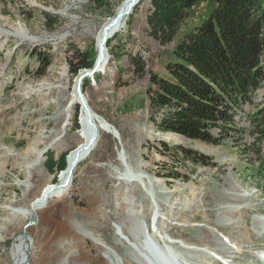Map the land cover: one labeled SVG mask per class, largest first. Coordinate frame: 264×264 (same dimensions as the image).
<instances>
[{
    "label": "rangeland",
    "instance_id": "374dc122",
    "mask_svg": "<svg viewBox=\"0 0 264 264\" xmlns=\"http://www.w3.org/2000/svg\"><path fill=\"white\" fill-rule=\"evenodd\" d=\"M120 1L0 0V264H13L18 228L32 223L30 235L23 231L32 248L25 264H148L146 248L157 254L168 248L182 264L256 262L264 248V135L250 116L264 109V86L245 107L239 121L245 129L221 144L161 132L151 120L150 73L168 75L177 44L209 16L214 0L198 1L167 44L149 35L151 3L141 0L109 38L104 71L87 77L86 88L82 83L91 111L118 129L122 144L102 131L74 167L69 190L27 217L30 203L60 178L59 170L47 169L48 156L68 155L81 140L76 101L79 126L74 105L71 128L34 158L54 126L59 78L68 76L71 93L76 76L69 61L76 50L94 48L97 56L95 34ZM46 14L59 20L52 29ZM132 57L144 61V73ZM182 149L201 158H186Z\"/></svg>",
    "mask_w": 264,
    "mask_h": 264
},
{
    "label": "trees",
    "instance_id": "16d2710c",
    "mask_svg": "<svg viewBox=\"0 0 264 264\" xmlns=\"http://www.w3.org/2000/svg\"><path fill=\"white\" fill-rule=\"evenodd\" d=\"M198 1L150 0L149 35L162 44L171 42ZM214 1L209 16L177 44L176 59L166 65L168 75L150 73L154 87L149 90V98L151 120L159 131L221 144L226 137L235 136L234 132L239 135L245 129L239 125L245 107L264 86V0ZM46 18L50 29L59 23L50 15L46 14ZM74 54L76 61L69 63L75 77L81 70L91 68L96 56L94 48L76 50ZM132 60L137 71L144 73V61L138 63L137 57ZM89 79L85 78L84 88ZM79 108L75 105L77 127ZM260 113L264 114V109L253 113L250 121L262 126L264 132ZM213 129L218 130V135ZM182 150L186 158H201L193 149ZM66 164L65 154L57 159L51 154L46 159L51 172L62 171Z\"/></svg>",
    "mask_w": 264,
    "mask_h": 264
},
{
    "label": "bare ground",
    "instance_id": "6f19581e",
    "mask_svg": "<svg viewBox=\"0 0 264 264\" xmlns=\"http://www.w3.org/2000/svg\"><path fill=\"white\" fill-rule=\"evenodd\" d=\"M140 1L141 0H121L118 6L116 7L114 13L103 22V24L101 25V27L97 30V33L95 34L98 53L96 56V60L94 61V65L91 68H86L84 70H81L78 73V75L75 77V82H74L75 88L72 90L71 93L68 92L66 89V86L68 83V76L63 75L61 76V78H59V82H58L59 83L58 84L59 100L57 102V109L55 111V114L51 117V121L54 122V126L51 132L46 136L43 146L38 147L37 150L35 151L34 158H38L40 154L45 150V148H49V147L51 148L54 145H56L60 136L64 135L67 132V130L71 128V126L73 125V122H72L73 113L72 112H73L74 105L77 103L76 99L78 98L77 90H76L77 80L79 78H82V83H83L85 78L92 76L94 73H90V71L91 69H93V67L96 64H99L98 66V70L100 69L99 72L104 71V69L106 68V65L108 64L110 60L109 58L110 53H109V50H107L106 48L105 49L103 48V42L105 41V47H106L107 41L109 40V38L112 37L120 29H122L125 25H127V20L129 16L133 13L135 7L140 3ZM69 93L70 95L68 96ZM87 102H88V99H87ZM94 121L97 122V125H98L97 130L93 129L92 126H90L86 113L84 112V110L82 111L80 129L83 128V130L79 131L81 140L78 142V144L74 148H72L69 151L67 155L66 167L62 171L59 172L61 173L59 180L56 182L49 181V184L46 186L44 192H42L41 195L37 199H35L34 201L30 203V210L27 214L28 218L34 217L36 211L42 208V206H40L41 202L45 200L49 201L51 197L60 196L58 195L59 193L64 191L63 194H65L69 190L70 185L68 184V181L71 176V173H73V171L71 170L72 169L74 170L81 161L89 157L90 153L96 148L97 142L100 139L102 131H105V132H108L114 135L117 138V140L120 141L122 144L120 132L115 126L112 125V123L105 120L104 118H101L99 114H96L94 116ZM88 152L90 153L88 154ZM124 157L126 161H128L126 151H125ZM235 195L238 197L241 196L240 193L238 194L234 193V196ZM231 199H233V197H231ZM33 225L34 224L32 223L28 228H26V230H24V226H22L21 228H18V230L20 231V235L17 236V239L14 242L16 245L10 247V250H9L11 255L14 256L13 261H12L13 264H25L26 260L29 259V256L31 259V255H32L31 249L32 248L29 247L28 245L29 243L26 240V237L24 236L23 231H26L30 235L31 230L34 227ZM87 237H90V236L88 235ZM90 238L93 240L95 244L99 245L97 239L93 237H90ZM194 248H197V247H194ZM228 256L230 255L228 254L227 257Z\"/></svg>",
    "mask_w": 264,
    "mask_h": 264
},
{
    "label": "water",
    "instance_id": "95a60500",
    "mask_svg": "<svg viewBox=\"0 0 264 264\" xmlns=\"http://www.w3.org/2000/svg\"><path fill=\"white\" fill-rule=\"evenodd\" d=\"M103 48L105 49V41L103 42ZM98 66L99 64H96L93 69H91L90 73H95L96 71H98ZM76 90H77V99L76 101H78L81 104V111L84 110V112L86 113V116L88 118V122L90 124V126H92L93 129L97 130V122L94 121V114L91 111V108L87 102V99L85 97V95L83 94V88H82V78H79L76 82ZM73 171V169L71 170ZM31 224V223H27ZM161 264H170L169 260H167V258L164 256L162 258L161 261H159Z\"/></svg>",
    "mask_w": 264,
    "mask_h": 264
}]
</instances>
